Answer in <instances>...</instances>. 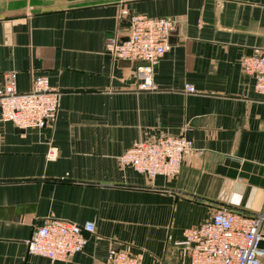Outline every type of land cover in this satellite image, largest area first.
<instances>
[{"label":"crops","instance_id":"0c3cea01","mask_svg":"<svg viewBox=\"0 0 264 264\" xmlns=\"http://www.w3.org/2000/svg\"><path fill=\"white\" fill-rule=\"evenodd\" d=\"M123 12L176 23L154 92L138 90L137 64L107 51L129 33ZM255 51L264 0H0V88L16 73L20 93L37 76L61 93L43 130L0 120V264H51L28 253L45 219L94 225L81 253L54 264H105L115 245L142 264H189L186 229L221 207L264 213V97L241 66ZM187 133L203 154L175 179L120 164L137 143ZM261 234L264 249V221Z\"/></svg>","mask_w":264,"mask_h":264},{"label":"built area","instance_id":"2783aa9c","mask_svg":"<svg viewBox=\"0 0 264 264\" xmlns=\"http://www.w3.org/2000/svg\"><path fill=\"white\" fill-rule=\"evenodd\" d=\"M129 33L121 38L115 35L107 41V51L115 61L137 64L142 82L141 92H154V68L171 49L170 38L176 23L169 18H151L144 15H128ZM244 72L253 78L254 90L264 97V52L255 51L241 61ZM187 94H195V88L187 85ZM61 93L53 89L46 76L34 77L28 93L17 89L16 73L5 75L0 88V120L21 131L43 130L57 121ZM196 150L185 137L161 134L152 142H140L120 157L123 167L150 179L163 177L175 179L186 159ZM57 150L49 148L48 160H55ZM264 213L245 216L225 207L217 209L211 219L200 226L183 232L184 249L189 253V264H264L261 226ZM94 225L45 219L36 227L28 242L29 255L48 259L51 264L65 262L81 253L87 245L84 234H93ZM117 246V245H115ZM112 247L105 264H142L129 252Z\"/></svg>","mask_w":264,"mask_h":264},{"label":"water","instance_id":"95a60500","mask_svg":"<svg viewBox=\"0 0 264 264\" xmlns=\"http://www.w3.org/2000/svg\"><path fill=\"white\" fill-rule=\"evenodd\" d=\"M195 125H196V122H194V123L192 124V127H195ZM186 139H188V140L191 139V134H190V133H187V135H186Z\"/></svg>","mask_w":264,"mask_h":264}]
</instances>
